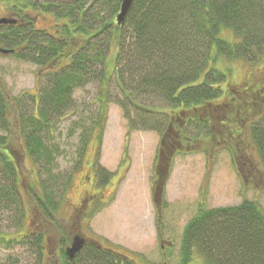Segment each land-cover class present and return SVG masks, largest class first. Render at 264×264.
<instances>
[{
  "label": "trees",
  "instance_id": "obj_1",
  "mask_svg": "<svg viewBox=\"0 0 264 264\" xmlns=\"http://www.w3.org/2000/svg\"><path fill=\"white\" fill-rule=\"evenodd\" d=\"M0 1L17 20L14 24H0V46L10 50L8 55L45 68L50 77L49 85L40 90L35 101L36 111L21 115L19 123L25 124L20 134L22 152L35 165L39 164V175L47 176H40L39 185L29 183L35 189L33 202L39 217L57 228L60 225L55 222V212L59 200L55 194L60 180L48 174L53 151L44 142L42 131L49 127L53 116H64L73 107L72 92L76 87L90 82L99 84L97 116L90 136L82 138V153L95 129L102 131L111 101V76L120 92L114 102L121 107L130 129L156 131L163 144L174 124L179 129L197 124L196 133L182 138L190 141L194 137L197 141L202 134L214 139L211 122L216 119L215 111L228 104L221 101L228 74L215 63L225 59L253 64L264 56V0H133L120 24L116 15L121 0H87L86 7L83 2L75 5L67 0ZM37 15H50L54 29L37 28ZM225 30L232 34L231 39L222 37ZM245 105L242 93L228 106L238 115ZM182 117L185 125L179 120ZM233 118L227 116L219 121L218 131L224 136L219 139L230 143L250 138L264 173V109L246 121L244 131L236 127ZM0 127L8 131L7 135H0L2 172L6 173L2 174L7 181L5 197L18 210V218L23 219V204L16 199L20 193L18 165L14 146L8 140V104L1 87ZM229 143L230 148L236 149ZM163 158L160 154L152 182L156 205L161 201L170 170V159L161 165ZM102 175L99 179L104 185L112 173L103 171ZM67 186L68 179L61 186L60 196ZM59 230L65 237L64 229ZM27 235L30 239L26 243L42 253L41 231H26L18 234L19 238L0 235V242L18 243ZM63 241L66 244L68 240ZM60 255L63 264H139L97 240L87 241L74 258H69L63 247ZM196 257L203 264H264L262 207L252 199L212 208L199 204L182 229L178 264H191Z\"/></svg>",
  "mask_w": 264,
  "mask_h": 264
},
{
  "label": "rangeland",
  "instance_id": "obj_2",
  "mask_svg": "<svg viewBox=\"0 0 264 264\" xmlns=\"http://www.w3.org/2000/svg\"><path fill=\"white\" fill-rule=\"evenodd\" d=\"M67 2L88 5L87 0ZM4 16L12 15L0 1V18ZM37 16V28L54 29L50 15ZM222 37L231 39L232 34L225 30ZM215 65L228 74L221 99L228 104L215 111L216 119L211 122L214 139L202 134L197 141L194 137H190V141L182 138L197 132V124L188 128L183 117L179 120L186 126L179 129L174 124L163 144L161 134L156 131L130 129L121 107L114 102L120 92L111 76L108 85L111 101L102 131L95 129L82 153V138L90 136L97 116L99 84L90 82L73 90V107L67 109L64 116H53L49 127L42 131L44 142L53 151L48 174L60 180L55 194L59 200L55 222L64 229L66 236L62 237L59 227L38 215L32 199L35 189L30 185H39L40 176H47L38 174L39 164L35 165L22 152L20 143L25 126L19 123L20 116L36 111L35 101L40 90L49 85L50 77L45 68L0 52V87L10 120L8 140L14 146L19 172L20 193L16 199L24 207L23 219H19L18 210L5 197L7 181L3 174L6 173L2 172L0 158V235L19 238L18 234L26 231L44 234L42 253L26 243L25 240L30 239L28 233V238L22 237L18 243L0 242V264H63L60 250L75 234L87 241L97 240L139 264H178L182 229L199 204L212 208L252 199L264 210V173L254 144L246 136L249 141L243 138L241 142L230 143L220 140L224 136L218 131L219 121L227 116L234 117L232 122L244 131L246 121L264 109V56L253 64L220 59ZM242 93L245 108L249 107L242 112L249 113L237 115L228 105ZM7 134L8 131L0 127V135ZM228 143L236 149L230 148ZM160 154L164 157L161 165L170 159V170L166 173L161 201L156 205L152 182L156 179ZM103 171L111 172L112 177L101 185L99 176H103ZM66 179L68 186L60 196ZM20 225L23 228L19 230ZM63 239L68 240L66 244ZM191 264H203V261L196 257Z\"/></svg>",
  "mask_w": 264,
  "mask_h": 264
},
{
  "label": "water",
  "instance_id": "obj_3",
  "mask_svg": "<svg viewBox=\"0 0 264 264\" xmlns=\"http://www.w3.org/2000/svg\"><path fill=\"white\" fill-rule=\"evenodd\" d=\"M133 0H121L120 10L116 15L117 23L120 24L126 16L128 10L131 7ZM16 19L12 16H5L0 18V24H14ZM10 50L0 48L1 53H9ZM85 238L79 234L72 236L70 244L65 248V253L69 258H74L75 255L82 249L85 244Z\"/></svg>",
  "mask_w": 264,
  "mask_h": 264
},
{
  "label": "flooded vegetation",
  "instance_id": "obj_4",
  "mask_svg": "<svg viewBox=\"0 0 264 264\" xmlns=\"http://www.w3.org/2000/svg\"><path fill=\"white\" fill-rule=\"evenodd\" d=\"M80 207H81V206L77 207V209L79 210ZM86 242H87V240H86Z\"/></svg>",
  "mask_w": 264,
  "mask_h": 264
}]
</instances>
